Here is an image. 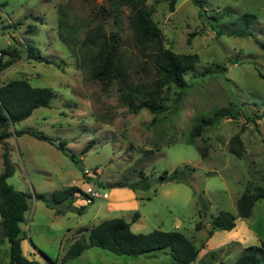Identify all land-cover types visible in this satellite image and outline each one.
<instances>
[{
    "label": "rangeland",
    "instance_id": "1",
    "mask_svg": "<svg viewBox=\"0 0 264 264\" xmlns=\"http://www.w3.org/2000/svg\"><path fill=\"white\" fill-rule=\"evenodd\" d=\"M204 1L207 13L201 17L192 0H178L173 11L168 0H148L166 45L178 53L198 55L180 109L170 108L174 91L169 90L161 101L168 108L155 114L147 108L134 112L117 84L107 86L92 75L79 44L71 48L66 42L72 37L83 39L99 25L107 33L118 29L113 15L102 8L107 6L104 0H0V48L23 50L28 40L54 62L35 61L23 53L0 75L1 83L25 78L55 93L49 107L36 108L15 126L35 130L53 142L28 133L7 139L15 166L8 182L32 195L21 224L27 246L57 259L58 264H172L170 252L162 250L133 257L91 247L76 258L66 257L72 234L77 235V230L71 234L69 228L91 227L115 217L130 222L137 233L183 232L200 249L193 264H233L247 247L262 246L264 198L256 202L251 216L238 217L232 230L214 229L210 237L209 232L212 216L221 210L237 214L243 192L249 186L264 187V49L258 43H264V0ZM246 15L252 16L251 34H233L243 27ZM220 26H226V33H216ZM120 27L123 57L131 63V74L150 80L154 70L134 47L126 7ZM223 108H232L236 118H221L206 126L200 136L191 137L196 122ZM238 133L244 144L241 157L231 151L230 144ZM61 140L76 161L57 148ZM89 143L92 146L84 151ZM199 148L206 151V157ZM188 166L195 168L191 181H159L163 171ZM3 169L0 143V174ZM141 172L152 186L138 188L137 199L129 201L128 207L111 209L110 203L122 201L110 195L115 187L109 185L135 182ZM71 186H79L89 196L77 193L74 209L66 203L51 208L34 197L35 192L51 197L55 190ZM92 191L100 195L93 196ZM201 197L208 202L206 210ZM81 206L85 207L78 212ZM135 212L140 217L133 221ZM3 247L9 251L8 242L0 245V264H8ZM258 254L264 264V252ZM42 258L48 262L43 254Z\"/></svg>",
    "mask_w": 264,
    "mask_h": 264
},
{
    "label": "trees",
    "instance_id": "2",
    "mask_svg": "<svg viewBox=\"0 0 264 264\" xmlns=\"http://www.w3.org/2000/svg\"><path fill=\"white\" fill-rule=\"evenodd\" d=\"M96 1V0H86ZM178 0H168L171 11L175 9ZM199 7V15L205 16L207 10L204 0H192ZM107 5L102 6L113 15L118 29L107 33L103 25L90 28L83 39L77 40L72 37L67 41L72 48L74 43L79 44L83 56L87 59L91 73L107 86L117 84L122 98L128 103L130 108L137 112L142 108H147L155 114L166 110L161 103L169 90L174 91L173 103L170 108L177 112L185 97V90L191 85L188 78L190 73L195 71L197 54H185L175 52L166 45L165 35L160 26L153 19V10L148 6V0H104ZM126 7L130 12V19L133 27V44L142 56L143 62H149L154 70V77L150 80L136 79L130 70L131 63L123 57L124 39L121 35L120 19L122 9ZM217 20V18H215ZM244 25L239 30H233V34L250 35V23L252 16L243 17ZM77 34V32H74ZM218 35L226 33V26H220L216 31ZM66 38V37H65ZM264 49V43L259 42ZM23 53L27 57L46 63H54L50 58L42 54L41 49L31 41L23 44V50L17 46L0 48V75L18 59ZM61 67L59 64H57ZM262 77H264L261 74ZM54 90L50 87L33 86L28 79L17 78L8 82H0V143L3 148V172L0 174V245L8 242L9 256L8 264H41L37 260H30L22 250L23 230L21 224L26 221V212L30 208L31 194L19 191L8 182V179L15 173V166L10 159V146L7 139L12 136H20L28 133L38 139L53 142L46 135L35 130H17L16 124L28 118L38 107H49L54 98ZM237 112L232 108H223L214 112L210 117H203L196 122L191 130V137L200 136L205 127L215 124L221 118H236ZM258 119L261 116L257 117ZM251 120L252 118L247 117ZM258 125V121H255ZM231 151L241 157L244 152V144L240 134H236L231 139ZM63 153L70 155L76 161L75 155L68 152L66 142L61 140L56 143ZM92 146L89 143L84 151ZM202 155L207 153L203 148H199ZM195 168L188 166L186 169H175L170 172L163 171L159 177L160 182L167 181H191ZM85 175V173H84ZM88 181V178L84 176ZM128 186L136 191L138 188L149 189L152 186L151 179L144 173H140L139 180L131 183L119 181L109 187ZM87 197V193L79 186H71L55 190L51 197L41 193H34V197L44 202L47 206L55 208L59 204L66 203L67 208L74 209L73 204L76 194ZM264 198V187L250 186L243 192L237 201V214L227 210H221L216 216L211 217L212 230L214 229L232 230L236 226L238 217L245 218L251 216L256 202ZM92 202L93 199L90 198ZM203 210L208 208V202L200 198ZM85 206L79 207L78 212H82ZM56 213L60 210L55 209ZM139 218V213L135 212L133 221ZM196 228H202V222H198ZM77 230V235L70 244L66 257L73 259L81 255L91 247H98L109 250L116 254L133 257L150 256L158 250L169 251L172 257V264H193L197 259L200 249L193 241L179 230L154 229L149 233H137L131 228V223L124 218L115 217L105 219L91 227L82 226ZM259 251L264 252L262 246L247 247L245 252L233 264H261ZM51 264H58L57 259L50 258L40 251ZM219 264H224L220 261Z\"/></svg>",
    "mask_w": 264,
    "mask_h": 264
},
{
    "label": "crops",
    "instance_id": "3",
    "mask_svg": "<svg viewBox=\"0 0 264 264\" xmlns=\"http://www.w3.org/2000/svg\"><path fill=\"white\" fill-rule=\"evenodd\" d=\"M110 195H114L116 197V199L122 201L120 203H110V208L114 209V208H125L128 207L129 201H134L137 199V194L134 190H132L130 187L128 186H123V187H115L111 189ZM56 212V211H55ZM140 217V214H139ZM78 229V228H77ZM76 231V229H72L69 228L68 232L69 233H74ZM73 234H72V239H73ZM26 237L24 236L23 240H22V250H23V254L30 260H37L39 261L41 264H48L44 262V259L42 258V254L40 252V250H37V248H34L32 246H27L26 244ZM8 252V254H7ZM3 254L8 258L9 256V251H7L6 248L3 247Z\"/></svg>",
    "mask_w": 264,
    "mask_h": 264
},
{
    "label": "built area",
    "instance_id": "4",
    "mask_svg": "<svg viewBox=\"0 0 264 264\" xmlns=\"http://www.w3.org/2000/svg\"><path fill=\"white\" fill-rule=\"evenodd\" d=\"M91 194L93 195V196H99L100 195V193L99 192H91Z\"/></svg>",
    "mask_w": 264,
    "mask_h": 264
},
{
    "label": "water",
    "instance_id": "5",
    "mask_svg": "<svg viewBox=\"0 0 264 264\" xmlns=\"http://www.w3.org/2000/svg\"><path fill=\"white\" fill-rule=\"evenodd\" d=\"M16 264H20V263L17 262Z\"/></svg>",
    "mask_w": 264,
    "mask_h": 264
}]
</instances>
